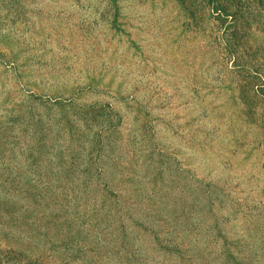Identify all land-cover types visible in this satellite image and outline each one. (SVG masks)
<instances>
[{"label":"rangeland","instance_id":"obj_1","mask_svg":"<svg viewBox=\"0 0 264 264\" xmlns=\"http://www.w3.org/2000/svg\"><path fill=\"white\" fill-rule=\"evenodd\" d=\"M192 2L0 0L2 264H264V0Z\"/></svg>","mask_w":264,"mask_h":264},{"label":"trees","instance_id":"obj_2","mask_svg":"<svg viewBox=\"0 0 264 264\" xmlns=\"http://www.w3.org/2000/svg\"><path fill=\"white\" fill-rule=\"evenodd\" d=\"M190 11H189V17L190 20L194 23H198V13L203 10L204 13H207L209 17L216 20L218 24H220V21L223 23L224 19H232L235 13L228 14V11L226 10V5L223 3V0H193L192 3L189 5ZM237 13V12H236ZM67 102V101H66ZM72 105L71 101H68V105ZM69 109H72V106H67ZM71 126V124H69ZM36 128V127H34ZM89 154V155H88ZM92 149L88 151L87 155L92 156ZM72 163V161H71ZM78 167V164H77ZM91 167V164H87V166H84L81 172H89V168ZM0 264H2V261L0 259Z\"/></svg>","mask_w":264,"mask_h":264}]
</instances>
